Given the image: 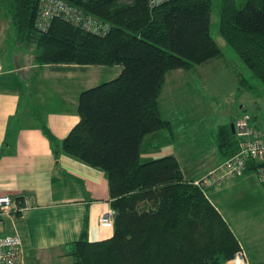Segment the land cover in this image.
Here are the masks:
<instances>
[{"label":"trees","instance_id":"obj_1","mask_svg":"<svg viewBox=\"0 0 264 264\" xmlns=\"http://www.w3.org/2000/svg\"><path fill=\"white\" fill-rule=\"evenodd\" d=\"M65 1L109 23L108 32L94 34L59 17L39 32L38 0H0V15L18 43L36 48L38 64L122 67L80 92L79 121L61 141L43 126L57 149L105 173L115 210L112 236L89 241L84 225L67 247L69 264H225L241 244L206 188L184 177L174 155L140 159L144 137L171 127L158 102L166 73L221 55L210 33L211 0ZM219 30L264 85V0H221ZM238 84L249 86L242 77ZM212 134L224 159L239 150L230 123ZM255 168L248 159L246 172Z\"/></svg>","mask_w":264,"mask_h":264},{"label":"crops","instance_id":"obj_2","mask_svg":"<svg viewBox=\"0 0 264 264\" xmlns=\"http://www.w3.org/2000/svg\"><path fill=\"white\" fill-rule=\"evenodd\" d=\"M16 44L28 49L34 48L17 41ZM213 59L202 65L209 64ZM97 66L106 65L38 64L35 59L31 61L26 57L22 61L18 56L14 57L12 66L2 62L0 194L9 195L15 205L21 208L5 216L2 224L4 232L16 233L22 239L21 264H51L54 258H59L63 262L65 260L63 264L71 263V257L66 254L67 247L79 237L84 225L89 241L103 240L113 234V226H103L99 223V216L111 208L105 173L64 154L43 132L45 126L56 141H61L78 123V97L88 86H78L84 83L76 76L85 68ZM173 75L180 74L174 71ZM61 77L75 82V86L71 87L72 90L59 85L55 89L46 86L49 79L54 78L59 82ZM256 129L259 133L262 132L257 126ZM213 131H211L212 138ZM144 139L140 148L141 161L161 157H155V151H160L158 149L160 144L147 145L143 149ZM219 155L221 159L208 171L224 160L220 153ZM176 158L186 179L195 181L204 176L188 178L181 161ZM249 173L251 172L226 177L223 180L232 181L222 180L216 185L205 187L207 196L229 223L237 238L238 234L217 201L222 203L219 197L223 192L231 187L240 186L245 180L239 179ZM236 178L238 180H234ZM222 182L228 183L223 185ZM210 191L215 198L210 197ZM244 248L249 263L264 261H254Z\"/></svg>","mask_w":264,"mask_h":264},{"label":"rangeland","instance_id":"obj_3","mask_svg":"<svg viewBox=\"0 0 264 264\" xmlns=\"http://www.w3.org/2000/svg\"><path fill=\"white\" fill-rule=\"evenodd\" d=\"M220 8L221 0H211L210 33L221 55L209 64L195 66V69L167 72L158 102L161 115L171 127L147 135L142 146L145 149L147 145L160 144V151H155V157L175 155L188 178L205 176L208 169L221 159L211 136V131L219 125L229 124L242 114H248L254 126L264 135V85L220 33ZM0 49L2 62L10 66L14 65L15 56L22 61L26 57L33 61L37 54L35 47L17 46L14 29L4 16L0 17ZM121 70V65L79 70L76 78L84 85L78 86L89 87L111 80ZM174 71L180 75H173ZM241 77L247 81L248 87L239 86L238 79ZM58 85L72 90L75 82L61 77L59 82L52 78L46 84L51 89ZM256 177L255 172L246 174L239 179L245 180L240 186L223 192L219 197L222 203L217 201L238 234L240 244L245 246L254 261L264 260V186ZM225 183L228 182H222L223 185ZM212 195L210 191V197L215 198ZM63 263L65 260L54 258L51 264Z\"/></svg>","mask_w":264,"mask_h":264},{"label":"built area","instance_id":"obj_4","mask_svg":"<svg viewBox=\"0 0 264 264\" xmlns=\"http://www.w3.org/2000/svg\"><path fill=\"white\" fill-rule=\"evenodd\" d=\"M167 0H147L150 6L159 5ZM61 18L80 28L103 35L108 32L110 24L84 13L65 0H38V8L34 28L39 32H46L55 18ZM2 71L0 49V72ZM248 114H242L234 123V133L239 142V150L224 159L217 167L210 170L194 184L204 187L220 183L224 178L240 176L246 172L248 159L256 161L254 170L258 181L264 185V135L259 133L250 121ZM21 210L13 199L6 194H0V264H21L23 258L22 239L16 233L3 231V218L12 212ZM115 210L109 208L99 216V223L103 226H113ZM225 264H249L247 256L241 246L231 259Z\"/></svg>","mask_w":264,"mask_h":264},{"label":"water","instance_id":"obj_5","mask_svg":"<svg viewBox=\"0 0 264 264\" xmlns=\"http://www.w3.org/2000/svg\"><path fill=\"white\" fill-rule=\"evenodd\" d=\"M231 131L234 132V123L233 121L230 123Z\"/></svg>","mask_w":264,"mask_h":264}]
</instances>
